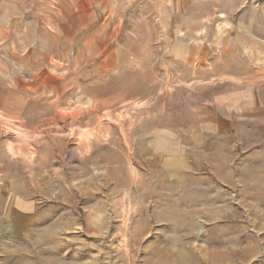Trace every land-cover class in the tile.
Listing matches in <instances>:
<instances>
[{
  "label": "rangeland",
  "instance_id": "obj_1",
  "mask_svg": "<svg viewBox=\"0 0 264 264\" xmlns=\"http://www.w3.org/2000/svg\"><path fill=\"white\" fill-rule=\"evenodd\" d=\"M194 2L0 0V264H264V0Z\"/></svg>",
  "mask_w": 264,
  "mask_h": 264
},
{
  "label": "crops",
  "instance_id": "obj_2",
  "mask_svg": "<svg viewBox=\"0 0 264 264\" xmlns=\"http://www.w3.org/2000/svg\"><path fill=\"white\" fill-rule=\"evenodd\" d=\"M48 1H58L61 5L58 9L61 13H64V15L67 16H95L98 14L104 15V16H110L114 15V13H118L119 10H125L124 15H126L128 10H130L134 3H137L138 1H141V6L145 3V0H48ZM149 2L152 6H157L160 8L163 6L165 8L166 12L169 11L171 14V20H170V26L175 23V19L172 15H174L175 11H181V16L183 18H180V24H182L180 27L177 24V32H183L187 29V24H198L206 22V18L209 15L206 12H203L199 15H197L196 8L193 7L195 2L194 0H146ZM156 2V3H155ZM52 4V3H51ZM58 6V4H56ZM49 6V4H47ZM51 7V6H49ZM79 25V24H78ZM189 27V26H188ZM173 28V27H171ZM174 34V33H173ZM176 37H178V34H176ZM173 38V42L170 45V48L172 52H174L175 56H178L179 54H183V58H195L193 56L194 53H200V46H190L188 43L183 42V40H177ZM175 39V40H174ZM186 48H189L188 51H186ZM228 102H222L220 101L218 104L227 107L230 111L237 110L240 104L239 97H236L234 95H230Z\"/></svg>",
  "mask_w": 264,
  "mask_h": 264
},
{
  "label": "bare ground",
  "instance_id": "obj_3",
  "mask_svg": "<svg viewBox=\"0 0 264 264\" xmlns=\"http://www.w3.org/2000/svg\"><path fill=\"white\" fill-rule=\"evenodd\" d=\"M182 249L184 250V252L185 253H187V254H193V252H192V250H190V248L188 247V246H185V245H183L182 246ZM182 249H180V250H182ZM244 249H241V251H239V252H241V253H239V256L241 255L242 257H247L248 255V253H247V251L245 250V251H243ZM171 249H169V247H167V249H164V251H163V255L164 256H170V254H171ZM178 252V251H177ZM174 253V252H173ZM176 253V252H175ZM194 253H196L195 251H194ZM209 253H210V255H211V257H212V259H213V261L214 260H216V261H220V260H222V258H225V257H227V258H229V260L232 262V259H230V258H232V256H233V254L234 253H232L231 251H228V252H226L225 254H221V252H219L218 250H213V251H210L209 250ZM236 253V252H235ZM178 254V253H177ZM180 254V253H179ZM178 254V255H179ZM176 255V254H175ZM163 257V256H162ZM177 257V256H176ZM186 257V256H185ZM182 259H184V258H182ZM185 259H187V258H185ZM190 259V258H189ZM14 264H17V263H14ZM53 264V263H52ZM55 264H57V263H55Z\"/></svg>",
  "mask_w": 264,
  "mask_h": 264
}]
</instances>
